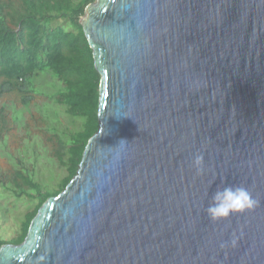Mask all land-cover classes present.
<instances>
[{"label": "water", "instance_id": "1", "mask_svg": "<svg viewBox=\"0 0 264 264\" xmlns=\"http://www.w3.org/2000/svg\"><path fill=\"white\" fill-rule=\"evenodd\" d=\"M78 23L98 130L0 264H264V0H93ZM224 184L258 206L210 221Z\"/></svg>", "mask_w": 264, "mask_h": 264}, {"label": "trees", "instance_id": "2", "mask_svg": "<svg viewBox=\"0 0 264 264\" xmlns=\"http://www.w3.org/2000/svg\"><path fill=\"white\" fill-rule=\"evenodd\" d=\"M92 2L0 0V92L22 95L26 107V95L35 93L34 82L48 75L61 83L48 98L55 106L64 107L61 109L67 118L62 121L54 108L47 109V129L56 145L53 156L58 168L65 172L56 186L48 188L39 183L37 171L27 170L23 160L17 164L11 183L1 184L15 198L25 196L33 202V208L24 215L18 235L10 241L0 239V247L22 243L40 206L62 192L76 175L86 143L98 130L100 76L78 23ZM58 22H64L67 29L56 25ZM50 117H54L53 123Z\"/></svg>", "mask_w": 264, "mask_h": 264}, {"label": "rangeland", "instance_id": "3", "mask_svg": "<svg viewBox=\"0 0 264 264\" xmlns=\"http://www.w3.org/2000/svg\"><path fill=\"white\" fill-rule=\"evenodd\" d=\"M56 25L66 27L64 22ZM2 79H0L1 85ZM61 87V83L48 75L33 84L35 93H28L29 103L22 104V95L13 92H0V239H14L24 215L31 211L33 202L25 196L15 198L3 189L1 184L11 183L17 164L23 160L27 170L35 169L36 178L45 187H54L64 176L58 168L53 153L56 149L54 140L47 129L45 117L47 109L54 108L60 120L64 121V107L55 106L48 94ZM27 88V87H26ZM62 108V109H61ZM51 118V117H50ZM52 123L54 117L51 118ZM35 153V159L33 158ZM34 159V161H33Z\"/></svg>", "mask_w": 264, "mask_h": 264}, {"label": "clouds", "instance_id": "4", "mask_svg": "<svg viewBox=\"0 0 264 264\" xmlns=\"http://www.w3.org/2000/svg\"><path fill=\"white\" fill-rule=\"evenodd\" d=\"M191 166L197 176L204 175V155L202 152L198 151L193 154ZM258 204L259 201L253 196L252 192L243 185H217L211 193L210 200L204 212L210 221L217 222L227 219L232 215L251 211ZM236 242L237 238L233 235L231 243L235 245Z\"/></svg>", "mask_w": 264, "mask_h": 264}]
</instances>
